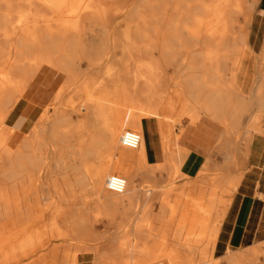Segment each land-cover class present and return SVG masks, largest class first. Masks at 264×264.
<instances>
[{
	"label": "bare ground",
	"instance_id": "bare-ground-1",
	"mask_svg": "<svg viewBox=\"0 0 264 264\" xmlns=\"http://www.w3.org/2000/svg\"><path fill=\"white\" fill-rule=\"evenodd\" d=\"M252 4L253 0H0V264H21L37 252L42 253L29 264H45L47 260L53 264H79L78 255L87 251L91 252L88 264H181L179 247L188 257L185 263L194 264L201 236L208 233L210 243L216 234L214 228L206 230V221L217 191H235L242 176L239 161L243 158L230 164L237 173L206 182L215 185L204 197L203 207L200 195L188 197L181 206L175 204L166 219L162 217L168 210L163 213L166 204H162L156 218L144 212L129 229L130 238L123 237L119 245L113 240L103 242L94 233V226L99 218L111 223L117 212L118 216L126 212L125 203L136 197L134 177L141 170L149 176L155 170L172 173L173 177L193 173L189 172V150L179 145V135H169V123L186 120L194 125L203 116L221 125L227 138L230 133L237 134L238 125H243L242 116L253 107L242 126L241 144L264 133V125L261 128L258 124L264 115V78L248 96L236 78L244 35H235L232 27L236 15L247 17L245 9ZM237 40L239 46L235 45ZM197 43L203 48L194 50ZM115 48L120 51L117 58ZM80 61L103 70L94 77L83 76ZM166 65L180 75L171 87V92L178 93L182 108L175 118L170 115L177 107L176 101L168 104L167 112L163 109ZM68 91L72 95L61 101ZM31 105L40 106V113L28 131L6 124L12 110ZM74 108L82 113L76 122L67 112ZM153 118L159 138L168 135L169 146L167 152L159 149L163 162L147 165L151 133L144 125L145 120ZM124 128L140 135L133 149L118 142ZM71 136H77L75 145L64 147L66 156L54 160V167L69 172H53L57 175L54 177L48 155ZM199 170L204 171L205 166ZM110 174L124 179L121 193L105 189L104 180ZM85 198L95 209L88 216L75 209L78 204L74 202L82 206ZM42 201L45 204L41 205ZM43 219L48 220L43 235L32 237L30 232L17 237L31 223ZM154 220L158 226L152 224ZM57 222H62L70 237L78 241L76 253L61 255L59 248L51 249ZM151 233L157 238L169 234L174 247L147 243L145 239ZM8 234H14L15 239L10 241ZM98 239L104 248L98 249V244L85 246L87 241ZM137 240L140 243L136 244ZM210 246L201 257L211 256L213 244ZM258 250L255 247L246 253H229L212 261L257 264Z\"/></svg>",
	"mask_w": 264,
	"mask_h": 264
},
{
	"label": "rangeland",
	"instance_id": "rangeland-1",
	"mask_svg": "<svg viewBox=\"0 0 264 264\" xmlns=\"http://www.w3.org/2000/svg\"><path fill=\"white\" fill-rule=\"evenodd\" d=\"M256 3H257V0H253V4L249 7V9L248 10L245 9V13L247 14V17H245L243 14L236 15L237 19L235 17V21H237V22L234 23L235 26L233 25V27H232V30L234 31L235 35L238 36L239 32H240L241 35L242 34L244 35L243 36L244 39L242 38L244 41L243 40L241 42L239 41L241 43L240 44L238 42V40H237L236 41L237 43L235 42V45L238 44L237 46H239V44H240L239 47L241 48V45L244 44L243 47H242V54H241L242 55L241 56V66H240L239 71L236 73V78H237V80H238V82L240 84L241 82L239 81V77H241V75L243 73V69L246 70L245 80H246L247 83L245 84V81H244V84H243L244 85V87H243L244 94H246L245 96H248L250 94V92H251V89L254 88V86L257 84V83L253 84L256 81V79H257L253 69H255V68L259 69L260 70L259 72L262 74L261 76H263L261 79L264 78V74H263L264 73V64H259V65L242 64L243 60L245 59L244 58L245 56L246 57H248V55L249 56H254L252 50L247 45V34H248L249 21H250L251 16H252V14L254 12ZM197 44L195 45L197 48L194 46V48H196L194 50H197V49L200 50V49L203 48L200 43H197ZM111 45H112V43H111ZM119 56H120V51L118 50V48H115L114 49V58H117ZM153 56H154L155 59H158L156 51H153ZM260 56H261L260 61L263 62L264 61V51L261 53ZM246 60H247V58H246ZM80 62H79V69L83 73L82 74L83 76H89V77L93 76L94 77V76H96V72H100V71L103 70L102 67H99L97 69L92 68V67L88 66L87 63H85V61H80ZM164 67L165 68H164L163 83L165 84L166 88H165V90L162 91L164 96H165V98H164L165 105L163 106V109L165 110V112H167V110L170 109L168 107V104L171 101H176L177 102V107L172 112V114L170 115L173 118H175L181 113L182 108H181V106H179V99H178V96H177L178 93L171 92V87L173 85V82L176 81V79L180 75L173 72V67L171 65H166ZM252 73H254V74H252ZM251 78L253 80L252 83H251V86L248 87L247 90H245L247 88V86L249 85L248 83H249V80ZM262 94H263V100H264V90L262 91ZM65 95H66V97H65ZM71 95H72V93L70 91L65 92L61 101H65V99L67 97L71 96ZM31 106H34L38 110L37 112L40 113V106H37V105H31ZM252 110H253V107H251V108L249 107V109L245 112L244 116H242V120L240 119L241 120L240 122H242L241 124H243V125H240V124L238 125V127H237V128H239V130L237 129V134L238 135L237 134L233 135V133H230L229 136L226 138L222 134L223 127L221 125H219V124H216L217 128H215V129L213 128L212 129L211 138H210L209 142L207 143V145L205 146V151L203 153V156L205 155V157L201 158L198 161V163H196V166H192V169H193L192 171L194 173L187 175L188 177H186V176L173 177L172 173L165 172L164 170H162V171L155 170L154 173L151 176L147 175L146 172H144L142 170L140 172H138L136 174V177H134V183L137 184L136 191L137 190H142V192H136V195H135L136 197L131 202H129L128 204H125L126 207L128 206L124 210V212L125 211L126 212L122 213V214L119 213V216H118V214H117L118 212H117L116 215L114 216L113 222L107 223V221L104 218H101V219L99 218V223H96V226H94V233L97 236L100 235L99 237H100V239L103 240V242L104 241L106 242V241L113 240V242L116 245H119V244H121L124 241V239H126L128 237L130 238L131 235L129 233L130 232L129 229H131V227H135V220H137V216L141 215L144 212L147 213V214L149 213V216L147 215L149 218L150 217L151 218H156V217H158L160 215L162 204H164V205L166 204L163 213H165L166 208L168 210L162 216V217H164V219H166L168 217V215H169V210H171V208H173V206L175 204L183 205V203H185L188 200V197H194V198L196 197L197 198L200 195H201L200 199H202L201 206L203 207L205 205V202L203 201L204 197H206L208 195L209 188L215 185V183L213 181H211L212 184H210V181L208 183H206L209 179L220 178L222 175H226V172H232L233 171L232 174L233 173H237L230 167V164H233V162L237 158H238V161H239V159L241 160V158H243L244 161H245L244 162L243 159L241 160L242 162L239 161L240 162L239 164L242 167V168H240V170L242 171V174L247 169L246 154H244V153L247 152L248 144H245V143L243 145L241 144V143H243V141L240 139V134H241L242 128H243L242 126H244V124L246 123L248 117L252 113ZM68 111H70V112H68ZM80 111L81 110H79L78 108H77V110L75 108L73 110H67V112L69 114V117L71 118L72 122H76L79 118H81L82 113ZM74 112H75V114H74ZM76 113H78V114H76ZM166 114H168V113H166ZM188 114H189V116L192 115V109L190 110V112ZM243 117H245V118H243ZM203 119H205V118L202 116V117H199V119L197 121H201ZM153 120H156V118H153ZM6 124L8 125L7 121H6ZM31 124H33V122ZM169 124H170L168 126L169 135L171 134V136H173V137H176L177 135H179V132L181 131L180 124L177 123L178 124L177 125L175 122H173V123L171 122ZM258 124H259L260 127L261 126L263 127V125H264V115L261 116L258 119ZM30 127H31V125H30ZM28 129L29 128H27V130H25V131H28ZM218 132H219V135L217 134ZM232 132H234V131H232ZM157 134H158V131H157ZM221 134H222V136H221ZM220 136H221V138H220ZM232 136H234V137H232ZM71 137H69L66 141L62 142L63 146L61 145L62 143L61 144L58 143L56 145V149L53 150V154H49L48 155V162H49V164L51 166V169H52L51 170L52 176H54V177H56L57 175H53V172H69L68 170H60V169L54 167V160L57 159V157L60 156V155L61 156L62 155L66 156L65 152H64V147H66L67 145H70V146L71 145H75V143L77 142V136H74V137L71 136ZM167 137H168V135H167ZM167 137L164 138V139L160 138V146H161L160 148H161V151H164V152L168 151V146H169V141L168 140L169 139ZM238 141H240V142H238ZM224 145H225V147H224ZM180 146L183 147V145H180ZM232 146H233V149H232ZM245 147H246V150L244 149ZM220 150H222V151H220ZM235 152H237V153H235ZM239 156H240V158H239ZM152 159L146 160L147 161V165H151L153 163H161V162H163V156L161 154H159V156H157V157H154L153 160ZM150 160L155 161V162H152ZM203 165L205 166V170L204 171H200L199 169ZM211 165H213L212 168H211ZM209 168H211V169L209 170ZM196 182H198V183H196ZM184 189L186 191L183 192L182 190H184ZM221 189L217 191L218 193L215 196L214 204L212 205V208H211L212 209L211 215L207 217V221H206V230L214 228L216 230V233H217L218 225H217V223H215L213 221V210H214L215 202L217 200V197L219 196V193H220ZM86 195H87V192H86ZM180 196H182V197H180ZM85 199H86V201H84V203H83L84 205H82V206L79 205V201H75L74 203L78 204V205H76L77 207L75 206V209L77 208L76 210H78L82 214L87 212L86 214L88 216V215H91L95 211V209L92 207V204H91L90 200L88 198H85ZM164 200H167V201H164ZM174 200H176V201H174ZM182 200H183V202H182ZM219 201L220 202H219L218 206H220V207H218V208L219 209H224V211H225L226 206H227L228 201H229V196L221 193L220 197H219ZM87 202H89V203L87 204ZM43 204H45V202L42 201L41 205H43ZM87 206H89V207L87 208ZM79 207H81V208H79ZM221 207H223V208H221ZM139 208L141 209V211H140ZM129 209H130V211H128ZM127 211H128V213H127ZM221 219H222V217H221ZM46 221L48 222L47 219H43V220H40V221H34L33 223H31L32 224L31 226L27 227L23 231V233H20L19 235H17V237H20L21 235L22 236L28 235V234L30 235V232L33 233V234L31 233L32 237L33 236L35 237V236L43 235L45 233V231L47 230V226H46L47 222ZM220 222H221V220H220ZM57 223L54 226V232L57 235L56 234L54 235V240H53V242L51 244V249L52 248L53 249L54 248H59L58 250H59L61 255L64 252H68V251H69L68 253H70V254L76 253V245L79 244L78 241H75V240H73L70 237L67 227L64 224H62V222H57ZM152 224L154 226H158V222L155 221V220L153 221ZM40 229H41V231H40ZM168 229H170V227H168ZM12 235H14V234H8L7 235L8 238L10 237V239H9L10 241H13L15 239V236H12ZM196 235H197V233H196ZM215 235L211 238V242L210 243H208V241L206 239L209 236L208 233H206L205 235L201 236L200 242H199V244L197 245V247H196V249L194 251L197 254V252L200 250L199 256H197L195 254V256L197 258H196L194 264H217V263L218 264H226L222 260L212 261V259H214L212 254H211V256L209 258H206V256H203V257L200 256L201 253H206V251L211 247L210 245L214 244ZM59 236H61V237H59ZM141 236H143V235H140L139 237H141ZM159 236H164V238L161 240V239H159L160 238ZM159 236L157 238L155 234L151 233L150 236L146 237L145 241L147 243L156 242V243L168 244L169 246L174 247V241L172 240V237L169 236V234H166V233L163 234V235L159 234ZM123 237H124V239H123ZM148 237H150V238H148ZM117 238L118 239L120 238V239L118 240ZM100 239L94 240L92 242H88L87 241L85 243V246H92L94 244L95 245L98 244L97 245L98 249H102L105 246H103V244H101L102 242L100 243ZM115 239H117V240H115ZM138 240H140V239H138ZM138 240H137L136 244L140 243ZM134 241H135V239H134ZM62 250H64V251H62ZM178 250L179 251L181 250L180 253L182 252L181 253L182 263L181 264H187V263H185V261L188 258L187 255L185 254V252L183 251L182 248L179 247ZM239 251H242V250H239ZM44 252L45 251H43V253ZM232 252H238V251H232ZM232 252L229 251V253H232ZM41 253L42 252H37V253L33 254L28 259H25L26 261L24 260L21 264H29L31 261L35 260L38 256H40ZM89 254H91V252L87 251V252H83L80 255H78L79 264H88V258L91 257ZM258 255H259V250H258L257 256ZM47 261L48 262H46L45 264H53L50 260H47ZM256 262H257V264H264V246H262V253L257 258ZM248 264H250V263H248Z\"/></svg>",
	"mask_w": 264,
	"mask_h": 264
},
{
	"label": "crops",
	"instance_id": "crops-1",
	"mask_svg": "<svg viewBox=\"0 0 264 264\" xmlns=\"http://www.w3.org/2000/svg\"><path fill=\"white\" fill-rule=\"evenodd\" d=\"M247 45L252 50L254 56H245L242 64H264V61H260V55L264 51V0H257L254 12L249 21ZM253 71L257 78L253 84H256L263 76H261L262 74L259 72V69L255 68ZM245 75L246 70L243 69V73L241 77H239V81L242 83L243 87L244 81L245 84L247 83ZM252 81L251 78L245 90L251 86ZM37 111L38 110L34 106L15 108L9 114L7 122L14 129L24 132L30 127L33 119L38 114ZM145 121V131L151 133V139L149 142L147 141L148 153H146V155H148L146 156V160H148L161 154L159 151L160 138L157 134L154 120L147 119ZM180 124L182 125H180L179 144L183 145L186 151L189 150L188 165L191 167L189 169V172H191L193 170L192 166H196V163H198L201 158L205 157V155L203 156L205 146L211 138L212 129L217 128V126L215 122L206 119L196 121L194 125L187 123L186 120H182ZM246 164L249 168L243 172L237 187L234 189L235 191L232 192L230 189L222 188L215 202L213 221L217 223L218 229L212 248V256L214 259L226 257L229 251H238L232 252L233 254L246 253V250L255 247L259 249L257 258L262 253V246H264V133L253 135L251 141L248 143ZM228 173L232 174V172H226V175ZM136 192H142V190H137ZM221 193L229 196L225 211L224 209L218 208L220 207L218 205ZM127 207L125 206V208ZM242 264L246 263L243 261ZM250 264L254 263L251 262Z\"/></svg>",
	"mask_w": 264,
	"mask_h": 264
},
{
	"label": "built area",
	"instance_id": "built-area-1",
	"mask_svg": "<svg viewBox=\"0 0 264 264\" xmlns=\"http://www.w3.org/2000/svg\"><path fill=\"white\" fill-rule=\"evenodd\" d=\"M140 141V135L136 131L130 129H123L119 136L118 142L121 146L126 148H135ZM125 181L122 177L116 174L106 176L104 180V187L107 191L119 194L124 190ZM150 264H158L156 262Z\"/></svg>",
	"mask_w": 264,
	"mask_h": 264
}]
</instances>
